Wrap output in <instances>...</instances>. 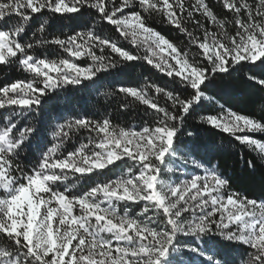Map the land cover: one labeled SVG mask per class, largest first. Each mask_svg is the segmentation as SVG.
Returning a JSON list of instances; mask_svg holds the SVG:
<instances>
[{"label": "snow or ice", "instance_id": "1", "mask_svg": "<svg viewBox=\"0 0 264 264\" xmlns=\"http://www.w3.org/2000/svg\"><path fill=\"white\" fill-rule=\"evenodd\" d=\"M220 3L232 32L207 0H0V66L30 77L0 84V264H264V170L258 195L237 190L188 123L264 161V0ZM154 15L195 54L153 27ZM136 61L181 89L117 82L104 95L122 98L121 111L144 106L150 122L114 123L87 102L70 110L68 97L59 110L61 90L90 89ZM234 73L258 86L259 112L201 114ZM245 165L258 171L255 159Z\"/></svg>", "mask_w": 264, "mask_h": 264}, {"label": "trees", "instance_id": "2", "mask_svg": "<svg viewBox=\"0 0 264 264\" xmlns=\"http://www.w3.org/2000/svg\"><path fill=\"white\" fill-rule=\"evenodd\" d=\"M207 2L221 19H228V29L232 32L234 29V26L231 24L232 14L227 13L223 9L220 0H207ZM192 3H194V0H185L186 5ZM195 19L200 20L202 24H206L209 28H212V25H209L203 16L197 14ZM149 23L182 49H187L190 51V54H195L196 49L194 47H189L188 38L178 29L163 22L159 15L150 17ZM186 26L189 31L194 30V23L189 22ZM100 28L103 29L105 34L113 36L118 35L111 26L106 24L98 25V30ZM65 31L68 32L70 29L66 28ZM196 34L201 35V31L196 30ZM125 46L130 47L127 44ZM45 52L49 55H53L51 50L45 48L38 50L40 54ZM141 55H143L142 52ZM80 62L84 63L85 61ZM26 78H30L29 74L21 71L17 65L11 67L0 66V84L6 81L10 82L12 80ZM117 82L132 85H143L146 82H154L169 89H176L178 91L181 89L178 79L172 80L159 73L147 63L136 61L133 62L132 67L127 68L123 73L115 77H104L96 86L90 89H73L69 86L67 91L61 90L58 98L59 110H64L65 97H68L71 101L69 106L70 110L81 111L79 106L87 102V106L92 113L99 112L103 115L104 109L106 108L108 113L113 116L114 123L127 125L129 127H139L144 121L150 122V117L145 114L146 110L144 106L132 105L127 110L121 111L118 106L122 102V98H113L104 95V93L110 91ZM261 95L257 85L241 79L238 73H234L232 77H226L221 81V86L215 90L216 102L210 103L204 101L201 105L200 112L201 114H216L220 110V105H224L226 108L231 107L233 110L244 114H255L259 112L258 101ZM50 115L52 117L51 124L54 126L57 123V109L55 106L50 110ZM45 119H47V117ZM188 123L191 126L190 130H199L202 144L207 145L210 149L209 155L213 163L219 162L225 174L233 178V187L240 191H246L249 195H258L261 190L260 170H264V161H261L256 153L238 144L227 134L217 129L210 128L207 125L199 124L198 118L196 120H189ZM86 135L87 133H81L80 139L82 140ZM75 141L76 138L74 137L73 143H75ZM72 146L73 145H69V149H71ZM252 159H255L257 164L258 171L255 174H252L250 169L245 165L247 160ZM117 163L119 164V162ZM113 174H120V168H115L114 173H108V176H112ZM105 178L107 177L93 176L92 181H89V183Z\"/></svg>", "mask_w": 264, "mask_h": 264}]
</instances>
